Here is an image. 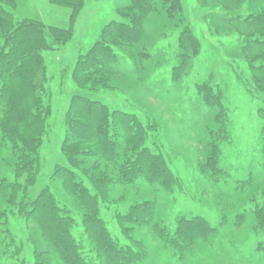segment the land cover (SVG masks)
I'll return each instance as SVG.
<instances>
[{"label": "trees", "instance_id": "trees-1", "mask_svg": "<svg viewBox=\"0 0 264 264\" xmlns=\"http://www.w3.org/2000/svg\"><path fill=\"white\" fill-rule=\"evenodd\" d=\"M53 1L71 8L75 16L85 0ZM197 2L202 7L220 4L226 9L224 21L234 25L244 41L242 56L252 74V80L242 79V82H247V87L251 84L257 90H264V0ZM239 9L245 11L238 12ZM116 10L119 19L107 23L94 45L75 63L73 79L80 89L97 93L103 87L118 84L115 75L122 73L123 58L131 60L132 72L140 77L153 70L157 62L151 51L153 44L148 43L171 31L179 33L171 73L173 83H180L191 72L202 46L186 17L182 0H127ZM162 14H166L162 18L165 21L162 32L152 33L148 21ZM207 14V18L212 16ZM21 21L0 7V264H3L1 260H7L3 257L11 258L10 264L26 263L24 248L28 242L32 245V264H139L151 251L145 235L136 233L139 227H146L183 262L198 236L210 238V231H217L203 217L176 214L177 225L171 232L159 215L160 206L155 197L130 204L125 213L117 212L119 238L101 215V205L109 208L114 203L110 197L113 184L129 187L143 182L159 183L163 190L174 193L182 189L170 157L156 140L155 120L144 121L133 112L111 108L90 94L74 95L63 120L65 138L61 150L66 163L57 164L51 175V182L59 187V196L52 190V184L33 198L28 196L42 170L41 141L46 120L52 114L44 52L68 43L72 26L71 19L65 27L48 26L40 19ZM212 21L215 25L216 18ZM156 35L158 38L153 40ZM215 79L211 73L209 78L197 83L195 99L208 106L212 120L218 116L221 123L208 127L212 141L207 160L200 166L201 172L214 181L213 185L217 184L219 175L226 176L227 170L219 163L218 144L222 138L230 137L228 110L222 103L223 93L215 87ZM258 111L264 115V107ZM262 131L264 144V128ZM224 180L238 184L236 189L241 190L248 183V180L245 183L232 178ZM208 189L213 188L208 185ZM75 206L82 208L81 214ZM253 219L254 228L262 230L263 237L264 204L254 209ZM16 221L27 231L25 240L14 230ZM80 224L87 243L83 251L74 236V229ZM121 238L130 242L124 243ZM258 249L264 252V237Z\"/></svg>", "mask_w": 264, "mask_h": 264}, {"label": "rangeland", "instance_id": "rangeland-1", "mask_svg": "<svg viewBox=\"0 0 264 264\" xmlns=\"http://www.w3.org/2000/svg\"><path fill=\"white\" fill-rule=\"evenodd\" d=\"M182 1L186 17L202 46L201 53L193 60L191 72L180 83H173L171 73L176 61L179 33L171 31L159 35L160 38L154 43H148L153 44L151 51L157 62L153 70H148L140 77L139 73L132 72L131 60L123 58L122 73L115 75L118 84L92 93L80 89L74 81L75 63L94 45L105 25L113 19H119L116 8L127 0H85L75 16L71 8L53 0H0V7L7 13L10 11L16 21L40 19L48 26L65 27L71 19L72 35L69 42L57 45L52 40L57 46L44 52L50 79L47 87L51 92L49 103L52 114L46 120L45 134L41 141L42 170L35 186L29 189L28 196L35 197L51 184L52 190L59 196V187L55 186L54 181L51 182V175L57 164L66 163L61 150L65 138L64 116L74 95L90 94L111 108L133 112L144 121L149 118L157 121L156 140L170 157L174 175L182 181V189L175 193L163 190L159 183L136 184L144 189H138L135 185L127 187L112 183L110 197L114 203L109 208L100 206L101 215L110 231L120 238L117 212L125 213L130 204L155 197L158 200L157 206H160L159 215L171 232L175 231V216L179 213L190 218L201 216L213 231L217 229L216 232L210 231V238L198 236L199 239L190 245L182 262L177 260V253L172 248L166 249L146 227H139L136 233L145 235L139 234L149 242L151 249L139 264H264V252L258 249L264 236L262 230L256 231L254 228L253 219L254 209L264 204V115L258 111L264 107V90H257L251 84L247 87V82H242V79L252 80V74L248 61L242 56L244 41L240 40L235 26L224 21L226 9L220 4L208 8L202 7L197 0ZM239 11L244 12L245 9ZM207 12L212 16L207 18ZM164 17L166 14L155 15L148 21L152 33L158 30L162 32ZM213 18H216L215 25ZM157 38L158 35L153 40ZM3 39L4 36L2 44ZM211 73L216 78V89L223 93L222 103L228 110L227 125L230 132V137L222 138L218 144L221 151L219 163L227 170L226 176H223L225 179H238L243 183L248 180L244 190L236 189L238 184L235 186L232 182H226L221 175L215 181L217 184L213 185L214 181L200 169L201 164L207 160L209 142L212 141L208 127L212 124L221 126L218 116L213 120L209 116L212 111H209L207 105L200 99L195 101L197 83L209 78ZM208 185L213 189L209 190ZM75 209L81 214V207L75 206ZM241 214L243 218L238 217ZM16 222L14 230L20 239L25 240L27 231L22 224L18 225L20 222ZM74 236L81 251L86 249L81 224L74 229ZM121 241L130 242L127 238H121ZM24 249V264H32V245L28 242ZM3 258L7 259L1 260L3 264L12 262L10 257Z\"/></svg>", "mask_w": 264, "mask_h": 264}]
</instances>
